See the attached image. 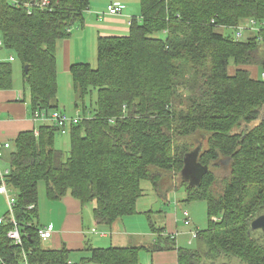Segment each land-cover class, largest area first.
I'll return each mask as SVG.
<instances>
[{
    "label": "trees",
    "instance_id": "1",
    "mask_svg": "<svg viewBox=\"0 0 264 264\" xmlns=\"http://www.w3.org/2000/svg\"><path fill=\"white\" fill-rule=\"evenodd\" d=\"M41 1L0 0L2 49L21 64L31 115L60 111L56 45L83 26L90 4ZM139 8L127 35L97 38L95 68H69L76 109L92 90L96 106L90 118L68 126V154L55 146L59 129L47 124L12 141L0 172L15 193L22 243L7 237L13 228L7 212L0 224L4 264H23L22 254L27 264H70L65 246L46 248L38 236L39 183L49 202L69 196L82 206L93 204L95 223L111 226L137 213L142 181L157 197L180 186L185 202H205L207 227L194 231L199 247H178L149 212L151 245L90 249L82 263L140 264L144 250L175 251L176 264H264V235L251 230L264 214V78H252L246 69L264 73V0H139ZM248 20L260 32L245 40L218 32ZM10 62H0V90L12 87ZM198 146L197 162L208 171L189 187L180 171L185 154ZM222 161L229 170L221 178L214 170Z\"/></svg>",
    "mask_w": 264,
    "mask_h": 264
},
{
    "label": "crops",
    "instance_id": "2",
    "mask_svg": "<svg viewBox=\"0 0 264 264\" xmlns=\"http://www.w3.org/2000/svg\"><path fill=\"white\" fill-rule=\"evenodd\" d=\"M89 1V7L83 14V26L73 27L68 38L57 42L55 54L57 76L59 75V68L62 72L69 74L71 65L88 63V50L90 49L93 52V48L96 49L98 37L127 35L131 18L135 17L132 14L136 13L138 9L140 12L139 0ZM112 4L121 7L118 15L108 14L107 6ZM3 49H0V51ZM6 61H9V58ZM246 69L250 72L252 78L262 77V73L259 72L257 67L251 66ZM232 71L233 67L231 68ZM13 84L14 82H12L10 89L0 90V145L5 142H9L11 145L20 132L33 131L44 124L32 118L29 110V91L27 90L26 97L23 83H21L23 92L20 89H14ZM57 104L59 108L60 104L58 101ZM60 111L62 110L60 109ZM76 114L79 115L78 109L75 108L73 114L69 116L74 117ZM8 152L9 150L3 151L2 162L6 161L5 157ZM3 165L5 167V164ZM152 195L156 196L154 193ZM2 197L5 200V197L0 194L1 201ZM146 199L147 194L144 193V196L137 202V213L131 217L118 219L111 226H100L95 223L92 213L93 205L82 206L69 196L64 197L60 201L48 202L44 209L41 210L42 219L38 215V222L39 229L50 226L52 234L49 239L43 240L42 244L50 249H59L65 246L70 253H89L90 249H106L109 247H147L154 242L155 236L146 243L144 242L147 235L144 231V223H148L146 215L149 212L152 213L151 215L154 213L153 202L149 204ZM5 210L6 208L1 209L0 205V218L4 217L2 214ZM158 211L160 212V210ZM158 211L155 212L159 213ZM161 215L160 213V217L164 221L161 223L157 222L158 225L164 227L163 234L170 235L176 242L179 235L178 232L166 233L165 216L162 217ZM141 216L145 220L141 219ZM139 223H142V227L139 226ZM140 236L144 239L143 241L139 240ZM131 242L136 244H131ZM150 256L152 257L151 264H176L175 251L156 252ZM81 261L79 264H92L88 262L82 263ZM69 263L75 264V262L70 260Z\"/></svg>",
    "mask_w": 264,
    "mask_h": 264
},
{
    "label": "rangeland",
    "instance_id": "3",
    "mask_svg": "<svg viewBox=\"0 0 264 264\" xmlns=\"http://www.w3.org/2000/svg\"><path fill=\"white\" fill-rule=\"evenodd\" d=\"M86 12V11H85ZM135 17H140L139 9L136 13H133ZM242 27H247L248 23L245 22L244 24H241ZM218 32L225 34V35H231L233 39L236 40L234 29H218ZM242 38L239 40H245L248 38V36H252V33H250L249 30H244L242 33ZM157 37H161V34H157ZM1 41V38H0ZM88 63L93 68L96 67V49L93 48L92 50H88ZM13 57V60L10 62L12 67V82H14L13 86L14 89H20L21 92H23V89L21 88V64L18 61L17 58L11 54V52L3 49L0 51V62L5 61L9 57ZM25 95L27 97V88L24 89ZM29 95V93H28ZM56 100L58 101L59 109H61L64 113L67 115L73 114L75 111V103L78 102L77 100V93L74 91L72 78L70 74L62 72V70L59 68V75L57 76V95ZM95 102H96V92L92 90V93L88 96H86L83 100V104L78 103V113L81 117L90 118L95 110ZM85 107L84 113H82V107ZM71 116V115H70ZM55 146L62 150V152L67 155L69 151V136L67 133H58L55 137ZM5 162H1V167L4 169ZM228 165L224 161L220 163V166L217 167L216 170H214V173L217 177H224L228 173ZM166 182V179H162V183L164 184ZM168 187V186H167ZM141 189H143L144 193L147 194L146 201L150 204L153 202V215L152 220L154 223L156 222H163L164 219L160 217V213H156L155 211H162L165 216V223L167 224L166 227V233H173L174 231L178 232V237L176 239V244L178 247L182 248H198V243L192 238V233L195 230H203L207 227V216H206V206L205 202L203 201H192V202H185V189L184 187L178 186L177 188H172L169 190L165 197H159L153 196L154 193L152 191V187L150 185L149 181H142L141 182ZM38 215L39 218L41 215V210L44 209V206L47 205L49 202L45 198L44 194V184L41 182L38 186ZM12 195H15L14 191L12 190ZM150 195V196H149ZM156 197V198H155ZM1 209L6 208L5 212L8 211L7 205L5 203L4 198L2 197V201L0 200ZM93 205V204H88ZM5 212L2 214V216L5 215ZM159 212V211H158ZM183 212H186L189 216L190 220V226H185L183 221ZM7 213V212H6ZM164 217L163 215H161ZM131 217V216H127ZM140 217V216H139ZM141 219H144L143 216H141ZM125 218V217H124ZM123 218V219H124ZM137 219V218H135ZM145 220V219H144ZM158 224V223H157ZM145 228L144 231L147 234L145 243L151 239L154 238V235L151 233L148 223H144ZM139 226L142 227V223H139ZM138 227V226H137ZM255 235L258 236L260 231H254ZM175 233V232H174ZM261 233V232H260ZM139 240L143 241L144 239L139 237ZM136 242V241H134ZM134 242H131V244H136ZM43 245V244H42ZM90 253L88 252H71L69 254V260L75 262V264H79L81 259L89 258ZM72 259V260H71ZM152 257L150 254L144 250L140 251L139 253V262L140 264H151ZM239 264L236 260L227 261V260H220L216 264Z\"/></svg>",
    "mask_w": 264,
    "mask_h": 264
},
{
    "label": "built area",
    "instance_id": "4",
    "mask_svg": "<svg viewBox=\"0 0 264 264\" xmlns=\"http://www.w3.org/2000/svg\"><path fill=\"white\" fill-rule=\"evenodd\" d=\"M46 4H47V1L42 0L40 5L45 6ZM120 11H121V7H119L118 5L112 4V5L107 6V12L110 15H118ZM247 23H248L247 27H242L239 25L233 28L234 30H236L235 32L236 40H239L242 38V35H243L242 33L244 30H249L250 33L252 34H256L260 32V26L254 20H248ZM2 47L3 45H2V42L0 41V49H2ZM12 60L13 58L9 57V61H12ZM262 78H264V73H262ZM32 118L36 121H41L44 124L56 127L57 129H59L60 133H63V134L66 133L69 125L76 124L80 120V116L78 114H76L74 117H70L66 113L62 111H58V110L50 111L49 113H45L44 111H41V112L37 111V112H34V114L32 115ZM8 149H10L9 142H5L4 144L0 145V163L3 158V151L8 150ZM11 193L12 192L8 189V187L4 183L2 172H0V194L5 197L7 208H8V211H7L8 219L13 224V228L7 233V237L14 243V245H21L22 243L21 234H20L17 223L13 216V206L15 203V196L12 195ZM183 218H185L184 224L187 226L188 225V220H187L188 214L186 212H183ZM3 221H4L3 217L0 218V224ZM37 233H38L39 238L42 241L47 240L50 238L52 234V228L50 226L44 227V228L38 229ZM191 236L194 239L196 237V233L193 232ZM21 259H22L23 264H27L25 254H22ZM0 264H4V263L0 260Z\"/></svg>",
    "mask_w": 264,
    "mask_h": 264
},
{
    "label": "water",
    "instance_id": "5",
    "mask_svg": "<svg viewBox=\"0 0 264 264\" xmlns=\"http://www.w3.org/2000/svg\"><path fill=\"white\" fill-rule=\"evenodd\" d=\"M24 69L26 72L27 67L25 66ZM200 150L201 146H198L196 149L185 154L183 159L184 165L182 170L180 171V178L181 180L188 182L189 187L198 186L202 176L208 171L206 166H201L197 162ZM251 230L260 231L264 235V214L255 218L251 222Z\"/></svg>",
    "mask_w": 264,
    "mask_h": 264
}]
</instances>
